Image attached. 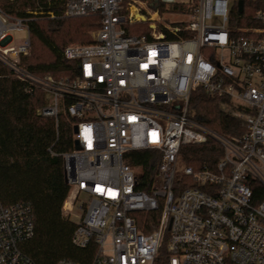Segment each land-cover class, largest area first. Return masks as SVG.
<instances>
[{
  "label": "built area",
  "instance_id": "obj_1",
  "mask_svg": "<svg viewBox=\"0 0 264 264\" xmlns=\"http://www.w3.org/2000/svg\"><path fill=\"white\" fill-rule=\"evenodd\" d=\"M162 2L183 8L143 13L133 0H64L60 17L95 14L101 25L91 42L63 47L70 67L59 79L22 65L29 36L13 47L9 33L27 30L26 20L0 7V69L43 93L38 116L69 122L62 213L70 219L78 196H88L72 236L78 249L94 246L86 264H264V0ZM163 15L181 20L164 24ZM140 22L145 30L127 34ZM197 91L227 100L242 128L226 136L197 122ZM209 140L220 158L186 165L174 190L181 148ZM133 151L159 156L149 192L137 189L126 161ZM33 235L29 205H0V264H35L20 249Z\"/></svg>",
  "mask_w": 264,
  "mask_h": 264
},
{
  "label": "trees",
  "instance_id": "obj_2",
  "mask_svg": "<svg viewBox=\"0 0 264 264\" xmlns=\"http://www.w3.org/2000/svg\"><path fill=\"white\" fill-rule=\"evenodd\" d=\"M64 0H0V7L11 18L26 20L32 56L22 65L36 76L50 75L56 79L68 75L69 62L63 59L66 44H87L91 32L101 25L98 15L60 17ZM151 10L160 13L182 6L148 0ZM52 12L54 19L46 17ZM147 23L126 25L127 34L145 30ZM44 104L38 89L26 92V86L6 69H0V205H29L34 224L33 237L20 245L22 252L35 264H57L66 259L86 264L94 246L78 249L72 244L75 223L65 217L62 206L69 187L63 175L61 154L73 149L71 129L64 116H38L36 110ZM225 99L209 97L201 91L190 102L192 117L202 125L226 136L239 131L242 125L228 113ZM221 149L213 141L181 148L186 165L215 163ZM127 163L137 169V189L149 192L157 174L159 156L153 151H133ZM185 179L175 181L174 190ZM157 213L153 214L155 217Z\"/></svg>",
  "mask_w": 264,
  "mask_h": 264
},
{
  "label": "rangeland",
  "instance_id": "obj_3",
  "mask_svg": "<svg viewBox=\"0 0 264 264\" xmlns=\"http://www.w3.org/2000/svg\"><path fill=\"white\" fill-rule=\"evenodd\" d=\"M145 13H150L151 11L148 10V8H146L145 6H143L142 4L139 6ZM181 17H176V16H170V15H163L161 17V22L164 23V24H168V25H171L172 22H175V21H178V20H181L180 19ZM94 32V31H93ZM91 32V34L93 33ZM91 34H90V37H91ZM9 35L11 36L12 38V43L10 44L11 46L13 47H18V46H21L25 43V41H27L28 39V32L26 29H23L21 31H13V32H10ZM71 44H76L77 43H71ZM70 43L69 44H66V45H71ZM65 45V46H66ZM32 56V50L30 49L29 50V53L27 56H25V58L23 59V62L25 63L26 61H29L30 58ZM26 60V61H25ZM27 63V62H26ZM186 166L185 162L182 160V157L180 156L179 157V160H178V163H177V166H176V173H175V179L176 180H179L180 178H182L183 176V168ZM89 201V198L86 194H83L81 193L79 196H78V199L75 203V206H74V209H73V212L71 214V218L70 220L73 222V223H76L78 221V218L83 214V206L85 204H87ZM64 215V214H63ZM65 216V215H64Z\"/></svg>",
  "mask_w": 264,
  "mask_h": 264
},
{
  "label": "crops",
  "instance_id": "obj_4",
  "mask_svg": "<svg viewBox=\"0 0 264 264\" xmlns=\"http://www.w3.org/2000/svg\"><path fill=\"white\" fill-rule=\"evenodd\" d=\"M133 1H135L138 6H140L142 4L143 6H145L146 8H148V10H151L149 8L148 0H133ZM161 1L170 2L172 0H161ZM143 13H145V12L143 11Z\"/></svg>",
  "mask_w": 264,
  "mask_h": 264
},
{
  "label": "water",
  "instance_id": "obj_5",
  "mask_svg": "<svg viewBox=\"0 0 264 264\" xmlns=\"http://www.w3.org/2000/svg\"><path fill=\"white\" fill-rule=\"evenodd\" d=\"M238 11L241 12L242 11V2L238 3ZM77 147V146H76Z\"/></svg>",
  "mask_w": 264,
  "mask_h": 264
}]
</instances>
